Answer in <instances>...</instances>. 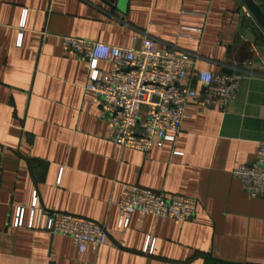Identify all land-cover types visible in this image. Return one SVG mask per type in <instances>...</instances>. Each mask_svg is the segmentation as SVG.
<instances>
[{
  "label": "crops",
  "instance_id": "1",
  "mask_svg": "<svg viewBox=\"0 0 264 264\" xmlns=\"http://www.w3.org/2000/svg\"><path fill=\"white\" fill-rule=\"evenodd\" d=\"M255 1L264 11V0ZM244 6L0 0V264H264V199L233 175L264 142V31ZM66 35L137 48L151 38L160 49L196 54L197 70L239 74L238 90L226 110L192 102L174 142L147 153L121 148L84 90L88 64L64 50ZM126 184L195 198L197 214L178 222L136 212L120 227ZM36 196L41 209L103 224L107 244L79 253L70 237L45 230L41 211L29 227ZM20 209L24 227L16 226Z\"/></svg>",
  "mask_w": 264,
  "mask_h": 264
},
{
  "label": "built area",
  "instance_id": "2",
  "mask_svg": "<svg viewBox=\"0 0 264 264\" xmlns=\"http://www.w3.org/2000/svg\"><path fill=\"white\" fill-rule=\"evenodd\" d=\"M243 11L251 16L246 6ZM63 46L66 52L88 64L84 90L92 96V103L102 107L110 139L121 148L146 153L167 141H176L192 102L226 110L241 78L237 73L197 70L196 54L160 49L151 38L137 48L66 35ZM100 62L110 63L111 69H101ZM195 82L203 84L202 92H198ZM233 175L241 180L249 196L264 199V142L259 144L254 161L235 167ZM119 206V225L128 227L136 212L178 222L192 221L198 202L185 195L126 184ZM39 211L46 216L45 230L70 237L79 253L89 248L98 252L108 242L109 231L103 224L81 215L41 209L37 196L31 207L29 227L33 228ZM16 226H25V209L19 210ZM146 252L152 253L151 239Z\"/></svg>",
  "mask_w": 264,
  "mask_h": 264
},
{
  "label": "water",
  "instance_id": "3",
  "mask_svg": "<svg viewBox=\"0 0 264 264\" xmlns=\"http://www.w3.org/2000/svg\"><path fill=\"white\" fill-rule=\"evenodd\" d=\"M248 9L258 22L259 26L262 28L264 31V11L261 8L260 5L255 0H244Z\"/></svg>",
  "mask_w": 264,
  "mask_h": 264
}]
</instances>
